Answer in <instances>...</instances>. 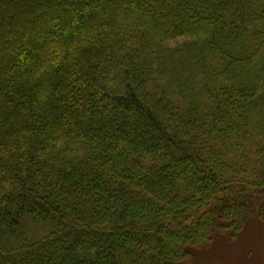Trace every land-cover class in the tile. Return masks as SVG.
<instances>
[{
	"label": "trees",
	"instance_id": "16d2710c",
	"mask_svg": "<svg viewBox=\"0 0 264 264\" xmlns=\"http://www.w3.org/2000/svg\"><path fill=\"white\" fill-rule=\"evenodd\" d=\"M263 223L264 0H0V264H206Z\"/></svg>",
	"mask_w": 264,
	"mask_h": 264
},
{
	"label": "rangeland",
	"instance_id": "374dc122",
	"mask_svg": "<svg viewBox=\"0 0 264 264\" xmlns=\"http://www.w3.org/2000/svg\"><path fill=\"white\" fill-rule=\"evenodd\" d=\"M258 228L243 236L247 243L240 240L217 246L206 264H264V223Z\"/></svg>",
	"mask_w": 264,
	"mask_h": 264
}]
</instances>
